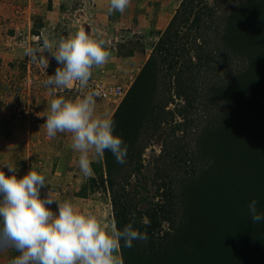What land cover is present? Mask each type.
Listing matches in <instances>:
<instances>
[{
    "label": "trees",
    "instance_id": "trees-1",
    "mask_svg": "<svg viewBox=\"0 0 264 264\" xmlns=\"http://www.w3.org/2000/svg\"><path fill=\"white\" fill-rule=\"evenodd\" d=\"M209 2L177 8L111 116L126 163L105 151L78 193L107 189L119 229L135 213L148 239L121 241L123 264H264V222L248 212L255 199L264 213V0ZM171 91L185 102L177 113L165 110ZM175 114L152 177L158 200L142 210L128 178L141 173L144 137Z\"/></svg>",
    "mask_w": 264,
    "mask_h": 264
},
{
    "label": "rangeland",
    "instance_id": "rangeland-1",
    "mask_svg": "<svg viewBox=\"0 0 264 264\" xmlns=\"http://www.w3.org/2000/svg\"><path fill=\"white\" fill-rule=\"evenodd\" d=\"M183 1L131 0L123 13L117 11L109 15V0H0V169L11 175L7 167H3L5 163H11L17 167L16 175L20 178L34 168L45 175L49 184L41 189V198L51 190L59 201L70 200L80 210L93 213L103 222L112 221L107 189L97 188L88 192L86 198L78 196L89 178L79 169L78 153L70 147V134L57 133L54 138H49L42 126L51 99L56 96L74 99L85 95L84 92L75 93L73 89L57 95L52 88L45 87L43 82L47 75H53L59 65L49 56V66L44 70L39 64L30 62L24 55V47L35 46V33H43L45 27L50 29L52 26L53 32L44 35L56 41L83 29L94 38L105 39L111 51L109 61L101 68H94L90 80L119 83L129 89ZM21 14L31 16L29 25L23 24L25 19L20 21ZM51 21L55 24L51 25ZM120 49L124 54L130 50L133 53L129 57L123 56L118 53ZM95 100L98 115L112 116L118 105L115 101ZM184 103L183 98H177L171 91L165 110L177 113ZM27 105L30 115L25 114L24 106ZM167 119L168 122L161 124L162 132L152 138L144 137L146 147L141 156V173L130 176L126 185L127 190L142 198V210L149 202L158 200L152 177L165 133L183 121L177 114L173 119L170 116ZM197 124L192 122V129L196 130ZM176 135L181 137L182 133L177 131ZM194 138L189 135L185 140L190 143ZM102 160H94L92 165L102 163ZM50 207L58 213L56 204ZM15 255L13 248L0 250V264H9Z\"/></svg>",
    "mask_w": 264,
    "mask_h": 264
},
{
    "label": "clouds",
    "instance_id": "clouds-1",
    "mask_svg": "<svg viewBox=\"0 0 264 264\" xmlns=\"http://www.w3.org/2000/svg\"><path fill=\"white\" fill-rule=\"evenodd\" d=\"M130 3L109 0L107 13H123ZM34 41L35 46L24 47L30 62L45 70L51 56L59 65L43 82L53 91L69 89V93L75 86L86 89L93 69L103 67L111 57L107 41L83 29L59 41L44 34L34 37ZM96 95L89 91L74 99L56 96L50 101L42 125L49 138L57 133L70 134V147L78 153L79 169L88 178L94 175L93 161L102 160L105 151L120 164L126 163L127 156V145L114 134V119L97 114ZM3 167L12 174L6 175L0 169V250L13 248L18 253L9 264H123L121 241L127 248L134 241H147L146 231L134 228V212L131 221L119 229L115 220L103 222L70 200L59 201L51 190L41 198V189L49 184L45 175L34 168L17 178L15 165L5 163ZM52 204L57 205L58 213L51 210ZM248 212L252 223L264 222V213L258 211L255 199L249 203Z\"/></svg>",
    "mask_w": 264,
    "mask_h": 264
},
{
    "label": "built area",
    "instance_id": "built-area-1",
    "mask_svg": "<svg viewBox=\"0 0 264 264\" xmlns=\"http://www.w3.org/2000/svg\"><path fill=\"white\" fill-rule=\"evenodd\" d=\"M76 89L81 90L78 86H75ZM127 89L125 86H122L118 83L103 82L99 80H90L89 85L86 89L81 90V93L86 94L89 91L95 92L97 95L95 99L103 101H115L120 102L125 96ZM53 90V89H52ZM69 89H64L62 91L56 90L54 93H65ZM25 114H29V106H24Z\"/></svg>",
    "mask_w": 264,
    "mask_h": 264
},
{
    "label": "crops",
    "instance_id": "crops-1",
    "mask_svg": "<svg viewBox=\"0 0 264 264\" xmlns=\"http://www.w3.org/2000/svg\"><path fill=\"white\" fill-rule=\"evenodd\" d=\"M29 8V7H28ZM28 8H26V9H28ZM22 10H24V9H22ZM27 17V18H26ZM30 17L31 16H29V14H27V15H25V14H21V20L20 21H24V19H25V21L23 22V24H25L26 25V23H28V25H29V22H30ZM62 17H64L63 15H62ZM18 20V19H17ZM95 21V20H94ZM52 24H55L54 22H52L51 21V25ZM107 24V23H106ZM108 25V24H107ZM54 27V26H53ZM44 29V28H43ZM45 32H49V33H51V32H53V30H52V26H51V28L49 29V28H47V27H45V29H44V32L42 33V32H40V34H37V35H34V37H40L42 34H44ZM103 34H105V32H103ZM107 36H110V35H107ZM114 39H116L117 38V36H114L113 37ZM66 137V136H65ZM61 138V137H60ZM67 138V137H66Z\"/></svg>",
    "mask_w": 264,
    "mask_h": 264
}]
</instances>
